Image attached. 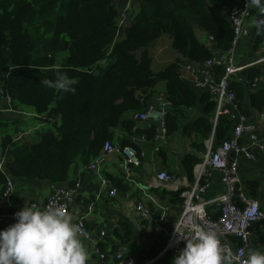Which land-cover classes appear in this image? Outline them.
Returning <instances> with one entry per match:
<instances>
[{
	"label": "trees",
	"instance_id": "obj_1",
	"mask_svg": "<svg viewBox=\"0 0 264 264\" xmlns=\"http://www.w3.org/2000/svg\"><path fill=\"white\" fill-rule=\"evenodd\" d=\"M134 2L136 14L124 30L123 40L116 38L118 11L113 0L0 3V73L6 75V92L13 101L44 115L47 122L53 120L57 132L44 135L31 145L12 144L5 138L0 143L1 151L3 157L11 160L0 170V189L8 176L26 182L67 183L71 167L78 162L87 166L99 155L104 143L112 141L115 129L122 126L128 133L132 132L134 123L122 121L124 114L142 110L144 106L136 99V93L153 91L159 83L166 85L167 97L173 105L171 113L182 116L183 109L198 105L203 109L202 116L182 128V134L202 140L213 134L214 147L231 139L236 121L220 115L214 125L211 118L216 105L211 97L206 93L198 95L181 81L175 63L154 73L147 50L164 34L171 38L178 61L203 63L213 54H224L233 41V31L224 12L241 7L243 1ZM195 27L211 37L213 43L202 44L195 35ZM255 33L252 53L264 46V28ZM49 37L51 52L43 49ZM61 37L67 41L59 46ZM58 72L77 81L73 85L75 92L59 91L43 83L46 79L54 81ZM217 72L223 74L220 69ZM240 75L253 82L264 75V64L245 69ZM262 86V90L251 93L243 82L231 80L230 88L246 118L252 117L253 112H264ZM166 127L168 134L179 129L173 115L167 118ZM136 133L151 138L154 130ZM192 147L205 151L202 144L193 142ZM182 164L190 178L197 160L186 157ZM99 248L105 255L117 252L112 248L106 253L102 243Z\"/></svg>",
	"mask_w": 264,
	"mask_h": 264
},
{
	"label": "crops",
	"instance_id": "obj_2",
	"mask_svg": "<svg viewBox=\"0 0 264 264\" xmlns=\"http://www.w3.org/2000/svg\"><path fill=\"white\" fill-rule=\"evenodd\" d=\"M3 1L0 0V3ZM15 1L12 0L13 3ZM250 14L252 22H256L257 10L250 8ZM198 32L199 34H204L200 29H198ZM256 32L261 31L258 30ZM118 39H124V32L119 34ZM64 41H67V38L61 37L59 46ZM43 47L44 51L51 52V37L43 44ZM263 51L264 46L258 52L252 53L251 40H241L236 51L239 65H251L258 61L260 62L248 68L263 65ZM147 53L151 59V70L154 73L164 70L171 64L175 63L178 66L180 63L177 60L179 55L172 49L171 38L164 34L151 43ZM235 79L233 80L237 83L238 80L236 81ZM260 89L262 90L263 86L257 85L255 88L249 89V91L253 93ZM152 90L146 93L137 92L135 97L144 106L143 109L136 112H126L122 118V121L128 120L134 123L132 132L128 133L126 129L120 126L115 129V134L111 141L116 146L134 147L143 155L141 166L132 169L130 173H123L118 167L121 157L118 154H111L105 157L104 166H100L94 171H89L87 169L88 165L83 166L79 162L74 164L69 170V181L60 184L62 186L71 185L72 183L79 184L76 200L71 204L68 212L72 217L73 223L84 217L85 225L92 232L94 239L98 241H100L99 233L104 231L106 235L100 243L106 247L107 251L113 248L117 251L116 253H122L124 261L129 264H172L173 258L178 253L166 247L167 238L173 231L180 215L185 194L190 191L188 186L196 181L195 168L201 163L205 154V151L193 148L192 143L202 144L205 148L206 140L194 138L181 132L184 126L192 124L203 115V109L200 105L191 109H183L182 116L177 112L174 113V111L169 114L168 117L173 115L176 118L179 129L172 134H168L166 127L165 144L155 142L159 113L152 114L156 115V117L148 118L145 122H134L132 120V115L144 111L147 103L152 100L156 93L167 95L165 83H159ZM4 92V96H0V143L5 138H8L12 144L31 145L44 135H55L57 133L56 128L46 121L44 115H38L33 108L24 106L18 101H13L7 94L5 86ZM195 92L198 95L201 94L200 92ZM7 98H9V101ZM6 109H11V112L5 111ZM262 113L264 112H253L252 117L247 119L249 123L256 126L264 143ZM40 118L43 119L40 120ZM167 118L165 119V124ZM211 120L213 121V118ZM56 122L57 125H60L58 118H56ZM152 129L154 130V135L151 138H148L145 133H136L137 131L148 132ZM23 132L26 133L24 140L16 142L17 136ZM245 141L249 142L247 139ZM157 148L158 151H156ZM253 151L257 154L256 161L251 162L239 158V177L241 183L245 186L246 194L254 198L259 204L261 211L264 212V161L259 147H254ZM100 154H102V150ZM1 155L3 156L2 153ZM186 157H192L197 160L190 178L185 173L182 164ZM10 160V157L4 156V165ZM163 172L171 178V181L169 186L158 188L155 186V180L157 175ZM8 177L13 180L14 193L11 212L14 215L24 207L30 208L31 203L44 202L51 193L52 188L59 186L52 185L47 181L34 180L26 182L21 178ZM103 179L108 181L110 186L104 187L102 185ZM206 183L207 188L201 194L203 201H211L223 193L219 173L212 172ZM175 185L177 190H174ZM111 187L117 190L115 198L109 197ZM138 201L142 202L149 211L150 217L148 219H140L138 217L134 208ZM89 208H91V211L88 210ZM207 210L212 217L218 216L214 206L209 205ZM155 220H158V222H155ZM13 224L12 221H6L0 226V230H4ZM80 239L88 253V264H112L108 261L109 256L102 262L93 253V244L81 237ZM233 241L237 243V241ZM251 250L264 252V221L252 225L249 229L247 256Z\"/></svg>",
	"mask_w": 264,
	"mask_h": 264
},
{
	"label": "built area",
	"instance_id": "obj_3",
	"mask_svg": "<svg viewBox=\"0 0 264 264\" xmlns=\"http://www.w3.org/2000/svg\"><path fill=\"white\" fill-rule=\"evenodd\" d=\"M242 1L241 7H233L231 10L224 12L233 31V41L227 52L224 54H213L209 60L203 63L181 59L178 64L180 79L195 91L208 94L215 102L214 125L218 117L224 115L231 120H235L236 126L232 130L231 139L219 144L217 147H214L213 134L206 140L205 154L202 157L201 163L195 168L196 181L194 184L188 186L190 187V191L185 194L182 210L173 231L167 238L166 245L168 249L175 250L178 253L184 248L185 244L179 240L176 230L181 236L188 237L192 234L188 229V225L194 223L200 224L217 233L225 255L238 257V260L234 261V264H244V261L247 259L246 249L248 246L249 229L252 225L264 221V212L261 211L257 201L246 194L245 186L241 183L239 177V158L251 162L256 161L257 154L253 151V148L259 147L264 161V143L259 136L256 126L249 123L248 119L239 109L236 95L230 88L231 80L234 78H237L239 82H243L249 89L255 88L257 85H264V75L253 82L243 79L240 75L249 66L260 61L251 65H239L236 56L239 43L243 39L252 41L255 31H262L263 29L258 28L256 22H252L250 8L246 10L247 0ZM134 3V0H113V4L118 11L117 39L119 34L124 32L132 21L134 10L132 11L130 8ZM203 35L205 43L202 44L210 45L213 43L211 37H208L205 33ZM219 69L223 71L222 75L218 74L217 70ZM5 77L6 75L0 73L1 97L5 94ZM7 99L9 101V98ZM172 106L167 95L156 93L152 100L147 103L144 111L132 115V120L134 122H145L148 120L149 115L159 113L155 142L165 144V119L171 113ZM5 111L11 112V109H6ZM261 119L264 121V113L261 114ZM48 123L53 124L54 121L49 120ZM25 134L24 132L20 133L15 141L20 142L24 140ZM245 139L249 142L245 141ZM156 151H158V148ZM1 153L0 145V170L3 171L4 157ZM111 154H118L121 157L118 167L123 173H130L132 169L141 166L143 155L134 147L116 146L115 143L106 141L102 148V154L93 159L88 164L87 169L94 171L98 167L104 166L105 157ZM212 172L219 173L223 193L215 199L205 202L202 200L201 194L206 190V181L211 177ZM170 181L171 178L163 172L157 175L155 186L158 188L169 186ZM203 181L204 183H202ZM102 185L104 187L110 186L109 182L104 179L102 180ZM78 189V183H72L67 186H54L44 202L31 203L30 208L32 210H43L49 205L59 204L64 206L68 214L71 204L76 200ZM174 190H177L176 185L174 186ZM13 193V180L7 177L6 183L0 189V226L6 221L16 223L15 215L11 212ZM116 195V188L111 187L109 197L115 198ZM209 205L215 207L218 215L216 218L209 214L207 210ZM134 208L140 219H148L150 217L149 211L142 202L138 201ZM88 210L91 211V208ZM155 222H158V220H155ZM75 223L81 227L80 237L93 244V253L102 262L109 256L108 261L112 264H129L124 261L122 253L105 255L100 251L99 243L106 235L104 231L99 233L100 241H98L94 239L92 232L85 225L84 217L79 218ZM232 240L237 241V243L232 242ZM111 251L109 249L106 253H110Z\"/></svg>",
	"mask_w": 264,
	"mask_h": 264
},
{
	"label": "clouds",
	"instance_id": "obj_4",
	"mask_svg": "<svg viewBox=\"0 0 264 264\" xmlns=\"http://www.w3.org/2000/svg\"><path fill=\"white\" fill-rule=\"evenodd\" d=\"M257 10L256 24L264 28V0H247L246 10ZM245 10V11H246ZM43 83L63 92H75L77 83L66 73ZM16 223L0 230V264H88V253L80 239L81 227L73 223L63 205L43 210L24 207L15 213ZM191 236L177 232L185 246L172 264H234L238 257L224 254L217 233L200 224L188 225ZM244 264H264V252L251 250Z\"/></svg>",
	"mask_w": 264,
	"mask_h": 264
},
{
	"label": "rangeland",
	"instance_id": "obj_5",
	"mask_svg": "<svg viewBox=\"0 0 264 264\" xmlns=\"http://www.w3.org/2000/svg\"><path fill=\"white\" fill-rule=\"evenodd\" d=\"M134 8H135V4H132L130 10L133 11ZM135 13H136V8H135V10H134V15H135ZM131 17H132V16H131ZM130 21H131V18H130ZM195 35H196V37L198 38V40H199L201 43H205L204 35H203V34H199V32H198V28H196V27H195ZM173 53H174V52H173ZM263 54H264V51H263ZM41 119H43V118H40V120H41ZM27 120H29V119H27ZM23 121H24V120H23ZM24 122H25V121H24Z\"/></svg>",
	"mask_w": 264,
	"mask_h": 264
},
{
	"label": "water",
	"instance_id": "obj_6",
	"mask_svg": "<svg viewBox=\"0 0 264 264\" xmlns=\"http://www.w3.org/2000/svg\"><path fill=\"white\" fill-rule=\"evenodd\" d=\"M156 117V115H149V118H154Z\"/></svg>",
	"mask_w": 264,
	"mask_h": 264
}]
</instances>
